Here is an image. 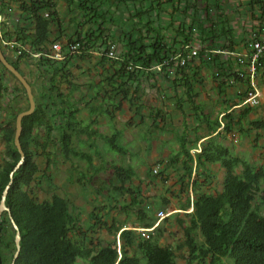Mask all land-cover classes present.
<instances>
[{
    "label": "trees",
    "instance_id": "obj_1",
    "mask_svg": "<svg viewBox=\"0 0 264 264\" xmlns=\"http://www.w3.org/2000/svg\"><path fill=\"white\" fill-rule=\"evenodd\" d=\"M58 1L20 0L24 25L5 31L8 38L15 35L16 40L31 46L16 58L8 57L3 49L8 61L25 76L19 63L21 56L28 62L33 61L37 66L35 75L40 80V91L33 93L35 109L21 122L19 142L24 159L13 171L20 159L13 141L14 120L18 112L28 107V100L23 86L0 63V139L3 141L0 199L11 181L5 204L20 232V250L13 264H79L77 258L88 264H176L174 248L159 242L163 229L161 222L157 224V211L146 207V197L141 195L139 187L129 185L136 175L130 165L110 163L109 168L118 183L111 184L106 191L114 202L117 196L123 199L128 196L129 200L119 205L118 210L133 212L138 225H123L102 213L90 212L88 224L83 226L67 198L53 193L49 199L39 201L28 190L40 172L37 151L40 149L48 166L50 144H57L64 158L84 159L90 165L93 158L90 149L100 154L95 143L98 136L112 151L124 154L126 149L119 130L114 129L108 135L94 125L99 115L112 120L115 113L124 108L143 119L140 113L144 108L143 78L164 80L170 91L167 99L181 112L184 124L186 118L195 122L190 130L175 134L178 149L170 157L171 163L179 162L174 167L181 170L177 175L179 192H187L180 208H192L184 217L177 218L184 237L176 248H186L185 264H264V212H261L264 164L250 162L233 153L221 141V135L235 127L241 132L264 129V120L248 118L255 106H235L244 99L245 88L242 91L239 88L246 87L248 80L237 73L240 57L225 53L239 52L251 39L264 35V0L244 2V16L250 23L243 36H238L232 23L234 14L227 12L225 0H63L71 13L68 21L73 26L71 33L64 32ZM120 5L124 7V12L120 13L122 18L114 19L113 9ZM5 6L6 1L0 0V9ZM44 11L48 12L47 16L43 15ZM116 21L121 22L118 35L113 34L110 26ZM55 40L77 44V48L67 52L63 60H57L51 57L50 48ZM111 44H114V52L120 45L114 57L107 55ZM193 47L197 48L196 54L190 55ZM37 52L40 55L34 57ZM92 53L98 54V63L103 66L100 79L89 83L88 98L76 97L74 91L80 85L72 81L70 68L76 60H83ZM202 67L210 68L213 87L221 99L222 110L215 113L205 111L204 103L199 100L203 87ZM257 71L264 76V54L257 61ZM7 74L17 83H11ZM230 89L233 90L228 93ZM20 94L25 104H20ZM83 108H89L87 120L78 118ZM167 114L161 107L154 109L150 116L152 123L166 121ZM245 124L248 127L244 129ZM200 139L203 140L199 142ZM84 143L88 149L82 147ZM193 147L199 150L192 153ZM213 164H219L224 175L222 188L209 192L203 190V185L214 177L210 168ZM93 168L97 171L100 166L93 165ZM43 174L50 182L49 173L44 170ZM146 176L150 180L164 179L166 173L163 170L153 173L152 168H148ZM166 204L167 199L163 198L162 207ZM137 227L151 228V231H138ZM99 229H105L112 238L103 244L95 243L90 233ZM14 234L7 211H3L0 214V264H11L15 252Z\"/></svg>",
    "mask_w": 264,
    "mask_h": 264
},
{
    "label": "rangeland",
    "instance_id": "obj_2",
    "mask_svg": "<svg viewBox=\"0 0 264 264\" xmlns=\"http://www.w3.org/2000/svg\"><path fill=\"white\" fill-rule=\"evenodd\" d=\"M225 5L231 9L233 8L230 0H225ZM58 8L62 12L64 32L71 33L73 26H71L68 22L71 13L67 10L66 3L63 0H60L58 2ZM113 10L115 13L114 17L116 16V18L120 20L122 18L120 13L124 12L123 5H120ZM229 13L233 15V12L229 11ZM78 17H80L79 14ZM120 23H117L116 21V23L110 24L113 34L118 35L120 33ZM53 34H56L55 31H53ZM119 47L120 46L117 45V49L115 48V54L119 50ZM27 65L29 66V69L23 67L22 70L25 72L26 78L32 82L33 93L37 94L40 91V80L35 75L37 66L33 61H27ZM106 65L107 63H104V66ZM102 67L103 66L98 63L97 53L87 54L85 59H78L74 64H72L70 68L72 74L71 78L80 85V87L74 91L75 96H85L88 91H91V88L87 86V84H92L100 79ZM201 73L203 87L200 91L199 100L204 103V110L211 111L213 113L222 110L221 102L214 100V97H218V94L213 87L210 68L202 67ZM7 79H9V81L13 84L17 83V81L9 74H7ZM258 79L259 84L264 86V76L259 75ZM150 80L143 78L141 82V101L144 104V108L141 109L140 113L145 116L148 110L150 111L153 108L158 107L161 103V106H163L165 101L168 106L164 105L163 108L169 110L172 115L170 120L167 122L168 127H166V129L160 130L157 127L154 128L149 126L148 129H146V125H144V123L138 126H130L129 121L132 119L130 118L132 117L130 115L131 112H129L130 109L124 108L125 111L122 112V114H117V119L114 121V127H122L123 133L121 141L125 146V149L130 151V153L120 154L112 151L111 148H109V144L104 142L102 138L98 136L95 138V143L100 154L96 155L93 149H90V152L93 153L92 165H90L84 159L64 158L60 153L58 145L50 144L48 150L51 152V158L48 166L46 165V159L41 154L40 149L37 151L36 159L40 167V172L35 176L34 180L28 187L30 194L39 201L49 199L53 193H57L67 198L73 213L80 218L83 226L88 224V214L90 212L97 214L102 213L104 217H108L109 220H115L123 225L137 224L136 217L133 212L128 211L125 213L118 210L119 205L123 204L124 201L129 200L128 196L127 198L125 197V199H123L122 196H117V201L115 202L108 197L109 194L106 189L109 188L111 184L118 183L109 168V165L112 162L122 164L124 167L131 165L135 168L137 176L139 177H145V171L146 169L148 170V168H152V172L154 168L157 169V172L163 170L166 173L164 179L160 177L151 178V184L153 185H151L152 190H150V193H152L151 195H160L161 193L163 195L165 193L172 194V187L177 177V170L174 168L173 163L172 166L167 165L166 167H162L160 164L157 165L158 160H155V162L153 161L154 163L151 164L152 158L148 155L151 154V151L156 150L158 152H156L157 156L162 158V152L165 150V143H169L168 146L173 148V145L176 144L174 137L175 133L180 132L182 129L188 130L190 127L192 128L195 125V122L188 121V124H186L187 127L184 123L182 124V116L179 110L175 108L173 103L159 93L157 90V82L155 83V86H151ZM158 84L160 87H163L162 93H168L165 85H161L160 83ZM64 87L66 89V86L63 84V88ZM244 88L246 89L245 86H241L239 91L244 90ZM231 90L233 89H230L228 93H231ZM19 99L20 104H25V99L22 94L19 95ZM248 118H260L264 120V96H262L259 105L254 107ZM147 121L148 118H146L145 122L147 123ZM108 122V118L100 115L97 126L101 133L110 135L113 132V128L108 125ZM158 123L159 125H163V123L159 120ZM247 127V124H245L244 129ZM229 133L231 136L229 146L233 153L247 158L250 162L264 164V129L259 130L258 132L256 130L241 132L235 127ZM256 133H258V136H256ZM162 142H164V144L161 147ZM224 143H227L226 140H224ZM79 146L80 145L77 147ZM82 147L88 149L86 143H84ZM2 151L3 141L0 139V154ZM93 165H99L100 169L95 171ZM44 170L49 173V178L51 179L50 182L43 176ZM213 172V179L207 181V186L203 185V190L215 192L222 188L223 176H219L216 170H213ZM161 208L164 209L163 207ZM261 212H264V206H261ZM180 217L184 216L180 215ZM161 225L165 230L160 234L161 236H159L162 238L161 242L169 244L174 248L176 264H185V257L187 256L186 248L182 250H178L176 248V245L181 242L184 237L182 227L178 224L174 217L170 221L166 220L162 222L161 219ZM137 229L138 231L143 230V228ZM194 234L197 236L196 231H194ZM90 235L94 237L95 243L102 244L106 240L112 238V235H110L105 229H99L95 233L91 232ZM147 235L148 234L145 233V236ZM77 261L79 264H88V261L82 258H77Z\"/></svg>",
    "mask_w": 264,
    "mask_h": 264
},
{
    "label": "crops",
    "instance_id": "obj_3",
    "mask_svg": "<svg viewBox=\"0 0 264 264\" xmlns=\"http://www.w3.org/2000/svg\"><path fill=\"white\" fill-rule=\"evenodd\" d=\"M59 2V1H58ZM245 1L244 0H230V3H232V5H233V8L231 9V8H229L228 6H226V9H227V12H229V11H231V12H233V14H234V17H233V24H234V26H235V28H236V31L238 32V36H243V35H246V30L247 29H249L248 27V23H250V21H246V19H245V16H244V10L246 9V6H245V3H244ZM244 5V6H243ZM57 7H58V3H57ZM235 8V9H234ZM237 8H239L240 9V12H238L237 11ZM116 18V16L114 17V19ZM120 46V45H119ZM7 56L8 57H14L13 56V54L9 51L8 53H7ZM20 67H21V69L24 67V68H26V69H29V66L27 65V61H25V62H20ZM72 81H74L73 79H72ZM75 82V81H74ZM95 82H97V81H95ZM157 82V86L159 87H157V90L159 91V93H161V95L162 96H164L166 99H167V97L169 96V89H168V86H167V84H166V82L164 81V80H158V81H155V80H150V84H151V86H155V83ZM158 83H160L161 85H165V87L167 88V91H168V93L167 92H164V93H162V90H163V87H160L159 86V84ZM260 85V84H259ZM87 86H89L90 87V84H87ZM91 88V87H90ZM91 90V89H90ZM260 99L262 98V96H264V86H261L260 85ZM91 94V91H88L87 92V94L85 95L86 96V98H88V96ZM80 96V95H79ZM79 96H76V97H79ZM163 97V98H164ZM214 100H217V101H221V99L219 98V97H214ZM170 101V100H169ZM171 102V101H170ZM172 103V102H171ZM162 104V103H161ZM161 104H159V106L158 107H161L162 109H164L163 107H164V105L165 106H168L167 104H166V102L164 101V103H163V106H161ZM158 107H155V108H153L152 110H148L147 111V113H146V115L144 116V115H142L141 114V116H144L143 117V119H142V117H140V115L139 114H136V113H134L133 111H129V112H131L130 113V115L132 116V117H130V118H132V119H130V121H129V124H130V126H138V125H141V124H143L144 123V125H146V129H148V126L149 127H157V128H159L160 130H164V129H166V127H168V125H167V122L170 120V118L172 117V115H171V113L169 112V110H167L168 111V114L166 115V121H164V122H162L161 121V123H163V125H159V123H158V121L157 122H153L152 123V120H151V117L150 116H152V112L154 111V109H156V108H158ZM164 110H166V109H164ZM84 111H86V112H84ZM125 111V109H123V110H121V111H117L116 113H115V115H114V118L112 119V120H109L108 119V125H110L112 128H113V131H114V129H117V130H119L121 133H123V129H122V127L120 126V127H114V121H116L115 119H117V114L119 115V114H122V112H124ZM180 112V111H179ZM84 113V114H83ZM181 113V112H180ZM87 115V116H86ZM100 116V115H99ZM99 116H98V118H99ZM181 116H182V114H181ZM88 117H89V108H83L80 112H79V114H78V118H80V119H82V120H87L88 119ZM176 117V116H175ZM138 118V119H137ZM146 118H148V121H147V123L145 122V120H146ZM135 119H137V120H135ZM188 121H193L192 119H190V118H186V124H188ZM184 123V121H183V116H182V124ZM98 119H97V123L94 125V127H96V128H98ZM185 126V125H184ZM183 126V127H184ZM190 129H191V127H190ZM190 129H188V130H190ZM99 130V129H98ZM184 129H182L181 131H183ZM100 131V130H99ZM180 131V132H181ZM231 132V131H230ZM178 133V132H177ZM176 134V133H175ZM190 136H192V132H190ZM174 137H175V135H174ZM121 139H122V137H121ZM203 139H205V138H203ZM203 139H200L199 140V142L200 141H202ZM221 141L224 143V140H226V142L227 143H224L225 145H227L228 147H230L229 146V142H230V139H231V136H230V133L229 132H227V133H224V134H222L221 135ZM175 140H176V137H175ZM199 142H198V144H199ZM164 144V142H162V144H161V147H162V145ZM168 144L169 143H165V150L162 152V158H159L158 156H157V151L155 150H153V151H151V154H149L148 156H151L150 158H152V163L151 164H153L154 162H155V160L157 161H159V160H162L163 161V163H158L157 165H164L165 167L168 165H170V166H172V163L170 162V157L174 154V153H176V151H177V149H178V143H177V141H176V144L175 145H173V148H170L169 146H168ZM154 147V146H153ZM194 148V147H193ZM193 148H191L190 149V151L193 149ZM157 152V153H156ZM128 154V153H130V151H127V149H126V152L124 153V154ZM120 154H122V153H120ZM159 158V159H158ZM154 161V162H153ZM180 161V160H179ZM117 164H119V163H117ZM179 164V162H176V163H174L173 164V166L175 167L176 165H178ZM161 165V166H162ZM131 166V165H130ZM132 167V166H131ZM163 167V166H162ZM134 168V167H133ZM210 168H211V170H216L217 172H218V175L219 176H223L224 175V170H223V168L222 167H220L219 166V164H213V165H211L210 166ZM134 170H135V168H134ZM135 172H136V170H135ZM147 172V169H146V171H145V173ZM178 173H181V170H177V175H178ZM176 175V176H177ZM130 185H131V187L132 188H137V187H139L142 191H141V195L142 196H144V197H146V202H145V204H146V207H148V206H151L152 208H154L155 209V211H157V210H159V209H162L161 207H162V203H163V198H166L167 199V204H166V206H165V208L163 209L166 213H169L171 216L168 218V221H170L173 217H174V219H176L177 220V218L180 216V215H183L184 216V214L187 212H190L191 211V209L192 208H189V209H186V210H183V209H181L180 207H181V205L183 204V202H184V199L187 197V192H185V193H181V192H179V187H180V183H179V181H178V176L176 177V179H175V181H174V185H173V191H172V194L171 193H165L164 195L161 193L160 195H156V194H153V195H151L152 193H150V190H152V186L151 185H153V184H151V180L145 175V177L144 176H141V177H139V176H137V173H136V175H135V177L133 178V180H132V182L130 183ZM207 186V185H206ZM189 195H190V197L191 196H193L192 195V192H191V190H189ZM114 202V201H113ZM157 209V210H156ZM163 220V219H162ZM158 221V220H157ZM159 222H161V220H159L158 222H157V224L159 223ZM136 225H138V223L136 224ZM159 225H161V223L159 224ZM162 229H163V232L165 231L164 230V227L161 225L160 226ZM137 228H140V227H137ZM136 228V229H137ZM141 229V228H140ZM144 229H146V230H150L151 231V228H143V230ZM138 230V229H137ZM148 234V233H147ZM161 236V235H160ZM161 237H159V242L160 243H162L161 242ZM162 244H165V243H162Z\"/></svg>",
    "mask_w": 264,
    "mask_h": 264
},
{
    "label": "built area",
    "instance_id": "obj_4",
    "mask_svg": "<svg viewBox=\"0 0 264 264\" xmlns=\"http://www.w3.org/2000/svg\"><path fill=\"white\" fill-rule=\"evenodd\" d=\"M6 1V6L3 9H0V46L5 50V53L9 51L13 54L14 58L22 55L23 51H29L31 46L28 42L22 40H16L15 35L11 38H8L5 34V31H12L16 25H24L25 14L19 8L20 0H4ZM44 16L48 15L47 11H44ZM52 50L51 57L57 60H63L67 52H72L77 48V44H64L61 40H55L50 44ZM197 51L196 47H193L190 50V55H195ZM228 54H235L240 57L238 61V75L245 77L248 80L246 84V95L244 99L235 106H257L260 103V85H259V73L257 71V61L261 55L264 54V35L259 39H251L249 45L239 50V52H225ZM40 53L33 54L34 57H38ZM109 57H114V44L110 45V48L107 52ZM27 61L26 57H22L19 60L20 62ZM222 115H220L221 117ZM199 148H193L191 152L198 151ZM153 172H157V169L154 168ZM192 198V196H191ZM158 221L165 218L169 215L164 210L159 209L156 212ZM157 221V222H158ZM146 230V229H145Z\"/></svg>",
    "mask_w": 264,
    "mask_h": 264
},
{
    "label": "water",
    "instance_id": "obj_5",
    "mask_svg": "<svg viewBox=\"0 0 264 264\" xmlns=\"http://www.w3.org/2000/svg\"><path fill=\"white\" fill-rule=\"evenodd\" d=\"M0 63L10 72L12 73V75L14 77H16V79L19 81V83L23 86L25 93H26V97L28 100V107L20 112H18L15 116V120H14V136H13V141L15 146L17 147L19 153H20V159L17 162V164L15 165L14 170H16L19 165L22 163L23 159H24V152L21 149V145L19 142V136H20V129H21V122H22V118L26 115H29L33 112V110L35 109V100H34V94H33V90H32V85L29 83L28 79L26 78L25 75H23L12 63H10L3 51V49L0 46ZM13 171L11 172V175L13 173ZM11 184V181L8 182V184L6 185V187L4 188L2 195H1V199H0V214L3 211H7L9 220L12 224V227L14 228L15 234H14V244H15V252L13 254V258L11 261V264L14 263L15 258L17 257L19 250H20V245H19V240H20V232L18 229V226L16 224V222L14 221L11 212L9 210V207L6 206L5 204V198L9 189V185Z\"/></svg>",
    "mask_w": 264,
    "mask_h": 264
}]
</instances>
